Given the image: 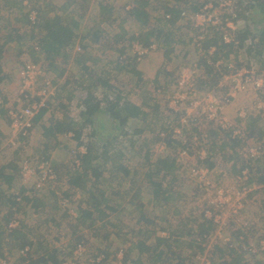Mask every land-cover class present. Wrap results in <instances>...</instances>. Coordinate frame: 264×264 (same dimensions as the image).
I'll return each mask as SVG.
<instances>
[{
	"label": "rangeland",
	"instance_id": "rangeland-1",
	"mask_svg": "<svg viewBox=\"0 0 264 264\" xmlns=\"http://www.w3.org/2000/svg\"><path fill=\"white\" fill-rule=\"evenodd\" d=\"M205 1L46 0L43 3H38L40 14L45 13L43 19L47 16L54 18L58 15L67 20L73 19L79 24L75 31L77 38L68 49L70 57L67 60L63 59L62 64L54 65L56 69L45 70L44 76L53 79V82L56 83L55 85L52 83L54 94L48 97L46 103L49 119H62L67 111L72 118L79 119V114L83 110L82 101L86 90L88 91V83H90L86 81L87 83L82 86L81 80H78L82 75L78 60L80 56L86 58L93 56L92 58L100 60L101 64L95 65L96 73L94 72V75H98L104 69L110 71L111 83L114 88L119 89L118 93H114V91L109 93L114 95H112L113 100L118 99V95L120 97L123 93L120 104L123 102L132 103L131 100H133V103L136 101L141 108L145 101L144 108L150 110L147 115L142 117L143 124H129L131 127L128 130L129 135L119 138L124 146L125 156L121 159L122 162H120V158L113 160V163L116 162L114 164L119 163L115 167L110 164L111 161L105 166V173L102 177L105 181L100 180L99 183L96 181L95 186L101 192L89 191L90 195L93 192L96 198L101 201L99 205L101 210L93 209L94 215L91 220L85 223L86 225L79 218V211L80 208H86L85 200L88 195L75 189V191L67 193L70 189V183L64 175V170L71 167L74 155H77L78 148L83 145L73 139L72 133L59 135L57 141L46 143L38 127L32 129L30 137L24 141H21L20 137L16 138L13 134L14 128L11 124L10 112L19 109L24 103L21 92L22 84L18 73L25 61L29 60L27 55L31 56L30 52L27 55H24V52L29 51V46L36 42V39H40L39 35L42 31L39 27L29 29L23 1L0 2V21L3 22L4 26L7 25V30L4 32L1 28L2 37H0V41L8 39L12 43L15 42L17 47L13 51L19 52L15 59L0 55V64L4 69V74L12 75L11 78L1 84L4 100H7V103L9 101L5 108L6 110L10 109L7 110L5 116H0V130L3 132L2 141L0 140V171L1 168H5V172L8 171L9 175L14 177L9 184H0V191L4 192L5 199L9 202L6 206L0 205L2 207L0 209V258L8 253V257L17 261L21 260L18 257L19 246L24 245L26 234H29L33 237L30 240H39L33 246L38 254L44 252L43 248L47 247L49 250L62 248L64 253L70 255L79 242L78 239L82 238L81 240H84L86 245L84 259L98 254L99 251H105L108 254L112 253L105 259L104 264H135L136 262L137 264H154L151 261L153 255L147 253L141 255L137 250V244L143 239L141 237L151 233L147 245L154 248L155 238L158 237L160 229L163 230L162 227L173 230L167 225H163L162 218H166L167 224H170L177 232L175 235L172 233L173 239L169 245L172 247V254H181L186 264L194 261L199 254L209 255L211 264L213 262L215 264L223 263L225 260L228 264H244L245 261L251 259V255L233 247L234 243L236 247L241 248L251 242L258 246V242L264 239V183L254 182L247 188L244 185L246 182L244 175L237 176L238 173H236L244 165L243 156L247 155L249 146L253 145L250 143L251 139L246 138L245 135L242 136L243 141L238 144L239 147L235 153L231 147L232 142L229 140V136L220 133L219 124L215 122H205L206 124L188 122L184 124L181 119L186 112L184 108L188 106L174 107L167 100L168 94L173 89L175 94L181 96L175 99L180 100L182 97L190 96L187 89L181 90L178 87L179 84L176 83L177 78L181 79L182 73L190 78V84L191 78H193V87H197L198 92V95L194 96L195 99L201 98L203 93L213 92L219 95L221 92L216 88L217 85H215L214 80L218 82L221 73H226L228 66L231 65L236 69H248L250 72L245 69L242 70L246 72V75L262 80L264 84V63L262 62L264 43L258 57L253 48L251 52H247V47H253L251 45L253 40L256 39L255 42H258L261 37L259 23L251 24L252 34L255 36L249 35L244 46L221 49L218 55L220 59L216 62L222 61L223 64L219 68L214 64L216 74L214 70H211V65L208 63H212L211 57L214 55L212 53L214 50L209 49L212 52L206 50L204 43L216 33L223 37L226 43H229L237 37L238 30L243 31L245 29L246 22L241 19L234 21L236 3L238 4L239 0H230V4L222 0H208L207 4L212 5L213 9H210L209 16L206 18L199 16L203 6L199 12H193L194 10L191 12V4L195 2L204 4ZM167 8L184 10L175 24L169 26L165 24L164 20V18H172L171 14L165 15ZM143 12H147V14L144 15ZM11 14L13 15L11 16ZM198 16L200 23L209 21L217 23L219 20V25L210 24L206 26L208 32H202V29L197 27ZM10 21L15 27H11ZM144 29L155 30L157 33L163 30V32L162 34L158 33V36L155 34L156 40L154 39L152 47H143L144 49L139 50L140 46L143 45L139 42L131 44V36L141 33ZM124 31L128 34L119 39V36L124 35ZM95 34L99 35V42L93 41ZM159 36L161 40H159ZM80 44L88 47L85 50L77 49L81 47ZM136 50L137 53H135ZM130 52L134 56L139 52L145 55L140 61L138 58L135 61L134 57L129 55ZM166 53L170 54L169 57L166 56ZM38 57L41 58L40 55ZM62 58H60L61 62ZM133 63L139 64L142 74L148 78L150 76L147 71L148 64L152 65V74L157 76L155 75L156 77L151 81L144 77L146 79L144 81L142 75V79L137 85L138 76L135 74L130 79V69L128 70ZM65 72L68 73L71 83L66 86L67 88H61L59 84H64L65 79L63 75L59 77L58 74ZM211 72L215 74L213 77H211ZM194 77L197 81L194 80ZM43 84L42 79L36 83L37 92L43 88ZM74 90H77L76 93L74 95L71 93L72 98L69 99L70 92ZM107 91L110 92V90ZM96 92L100 96L103 89ZM259 92L253 90L244 92L245 96H249L247 100L249 98L251 101L255 100V105L247 106L243 103L238 108L239 119L233 124L236 131L242 130L244 133L245 130H253L254 135L259 136L257 126L260 124L264 128L262 120H255V116L261 114L257 107L264 100L263 94ZM106 106L105 104L104 107ZM134 106L137 107V105ZM156 108L158 109L157 112ZM174 108L178 111H174ZM151 113L157 115L152 117ZM223 114H221V119H225ZM246 114L250 121L244 124L241 117ZM93 125L100 128L101 124ZM178 125L181 126L182 136L180 134L176 139L172 130L177 132ZM110 126V124H106V129L109 130ZM87 129L84 132H87ZM88 130L90 131V129ZM212 132L215 133L212 134ZM84 134L83 142L88 143L89 139L86 133ZM172 139L185 142L189 152L184 154L176 149V146L172 148L169 145ZM10 140H14L15 145H11ZM259 140H263V136ZM141 144L145 145L143 153L140 152L139 148ZM80 150L82 151V149ZM13 154L17 159L11 156ZM183 154L182 159L180 156ZM47 156L61 178L49 182L50 184L42 185V191H37L34 184H39V176L35 166L34 169L28 166L29 171H25L24 175L20 170L21 162L28 158ZM147 156L148 160L146 159ZM166 156L176 157L178 159L177 166L180 168L177 171L176 168L173 169L171 174L167 173V170L166 174H159L155 168V163L158 162V159ZM209 158V161L214 164L212 167H210V163L205 162V159ZM10 163L19 166V168H8ZM261 165L264 169V159ZM34 171L36 172L35 175H33ZM149 173L154 175L155 181L153 183L161 182L162 185L159 190L160 193L156 197L154 196L156 187L147 177ZM112 174L116 177L111 178ZM93 181L95 182L94 179ZM245 187L247 188L246 191H244ZM138 189L141 190V195L134 200L133 196ZM239 191L242 193L239 194ZM22 192H29L31 200L37 198V207H33L32 202L27 203L26 201L25 205L20 208L10 207V203L14 199L17 201L18 194ZM221 192H223L222 198L220 197ZM238 197L241 198L244 209L236 215L234 208L237 205ZM80 199L84 200L81 205ZM88 201L89 198L87 204ZM221 202H223V210L220 209L216 212L215 205L221 204ZM90 204H93L91 199ZM137 204L143 206L133 208ZM178 210H181L180 214L176 213ZM206 211L216 213L215 215L219 217L222 224V230L218 231L220 225L212 221L214 230L206 232L211 233V235L221 232V234L217 233L216 237L213 236L208 242L210 251L205 246L206 242H201L204 234H198V226L207 220L205 218ZM143 214L151 220V223H146L144 219L141 220ZM11 218H16L21 222V228L12 234L6 230V225ZM146 230L148 232H144ZM179 231L183 232L182 236H178ZM241 235L245 236V240L243 243H238V238ZM161 236L169 237V233H163ZM178 241L182 243L177 245ZM191 241L194 246H189ZM39 242L42 245L41 248H38ZM119 254L122 256L119 257ZM259 257L260 262L258 264H264V253ZM165 258H167L166 261ZM165 258L162 262L155 264L179 263L178 257L174 255L167 254Z\"/></svg>",
	"mask_w": 264,
	"mask_h": 264
},
{
	"label": "trees",
	"instance_id": "trees-1",
	"mask_svg": "<svg viewBox=\"0 0 264 264\" xmlns=\"http://www.w3.org/2000/svg\"><path fill=\"white\" fill-rule=\"evenodd\" d=\"M45 1L46 0H44L43 2ZM196 2L191 4V7H192L191 12L193 10H194L193 12H199L201 10V6L204 7V5L208 3V0H206L204 4H198ZM183 11L179 9L167 8V12H165V15L171 14L172 18L171 19L164 18L165 24L168 26L175 24L176 20L179 19ZM143 13L144 15L147 14V12L146 13L143 12ZM234 13L236 15V18L234 21H237V19H241L246 22L245 29L243 31L238 30L239 32H238L237 37H235L234 40H232L229 43H226L223 37H221L220 35L218 36V33L210 37V40H207L204 43V48L206 50L215 48V51L213 52L214 55H212L211 57L213 62H216L220 59L218 55L221 49L234 48V46L237 48H240L244 46V43L249 38L248 37L249 35L255 36L252 34L253 28L251 25L255 23L257 24L259 23V26L261 29L260 30L261 37L258 42H255L256 39L253 40L254 42L252 41L253 44L251 45L253 47L251 46L247 47L248 49L247 52L248 53L251 52L253 48L254 50H256L257 57L261 54L262 47H263L262 45L264 43V0H239L238 4L236 3V9ZM44 14L43 13L40 14V11H39V20L36 25V29L39 27L42 33L41 35H39L40 39L38 40L36 39V42H34L33 44H31V46H29V51L31 53V56L27 55L28 56L27 59L29 60H26L23 66L20 68L19 73H18L19 78H20L21 71L29 64H36L40 66L41 69H43L44 73L46 74V71H45L46 69L47 70L56 69V66H57L56 64L58 63L62 64L64 60H67V58L70 57L68 49L74 44L75 39L77 38V34H75V31L78 29L79 24L73 19L67 20L58 15L54 16V18L47 16L43 19ZM107 21H111V20H107ZM162 32L163 30H160V32L158 31L159 34H162ZM158 33L155 30H151L148 32H141L139 34L132 35L131 44L135 42H139L143 45V47H150V46L152 47L154 41L156 40L155 34H157L158 36ZM123 34L124 35L119 36V39L124 38V36H126L128 33L124 31ZM98 36L99 35L95 34L93 41L99 42L100 40ZM159 40H161L160 36H159ZM81 47L83 50H85L88 46L81 45ZM38 55H40L41 58L38 57ZM129 55L134 57L136 61V57L131 52L129 53ZM169 55L170 54L166 53L167 57H169ZM61 57H63L62 62L60 61ZM92 57L93 56H89L88 58H86L85 56H80V58L78 59L81 65V70H82V75H80L78 80L79 81L81 80L82 86H84V84H86L87 82H90L88 83V86H89L88 91L86 90V94L82 101L83 110L79 114V119L75 120V118H72L70 116V113H68L67 111L64 114L62 119H56V120L52 119L50 124L49 123L40 124V126H38L40 127L41 135L46 141V143L53 142L54 140L57 141V137L59 135H63V134L69 135L72 133L73 139L77 140L80 145H83L86 148L85 152H81L80 148H78L77 155L76 156L74 155V159L72 160L71 167L68 170H64L65 171L64 175L67 177V181L70 183V189L67 191V193H70L71 191L76 190V191L81 192L82 194L84 193L88 195V198H89L88 204H87L88 198L85 200L86 208H80V211H79V218L83 220L82 223L84 225H86L85 223L92 219V216L94 215L93 214L94 210H101L99 208L101 201L96 198V195L93 192L90 195L89 191L96 190L97 192H101L98 188L96 189L95 186L97 183L96 181H98V183L100 180H102V182L105 181L104 178H102L105 173L104 171L105 166L109 163V161H111L110 164H112V166L115 167L119 163L114 164L116 162L114 161L113 163V160L116 158H120L121 160L125 156L124 146L119 138L127 137L129 135L128 130L130 126L129 124H127L128 119L130 117H134L139 114L137 110L138 108L136 106L130 105L128 102H123L120 105V100H121V97L123 96V93L121 94L120 97L118 95V99L117 98L116 100L112 99L113 94L111 95L109 93H112V91H114V93H118L119 89L114 88V86L112 85L111 78H110L111 73L107 69L101 70L100 71L101 73H98V75L97 74L94 75L95 65H98L100 61ZM31 58L33 61L30 60ZM262 59H263L262 62L264 63V58ZM88 62H92L94 66L87 65ZM135 64L133 63L131 65V68H128V70L130 69L129 71L130 79H132L135 76V74L138 76L137 82H136V84L138 85L142 79V75H140V73L136 70ZM43 67H46V68H43ZM62 69H65V68H62ZM211 70L212 71L214 70L215 74L217 73L214 66H211ZM3 71L4 69L2 65L0 64V99L2 100V103H0V116H5V114L7 113V110L5 108L6 101L4 100V96L2 93V89H1V84L5 80L12 77L11 74L5 75ZM215 74H212L211 72V77H213ZM61 75H63V78L65 79V83L59 84V85H61V88H64V87L67 88L66 86L71 83L68 73L65 72L64 74H58L59 77ZM86 78L87 80H85ZM52 82H53V79H52ZM214 83L215 85H217L216 80H214ZM55 84L56 83L53 82V85ZM99 89H103V93L100 96L96 92ZM107 90H110V92H108ZM76 91L77 90L70 92L69 99L72 98L71 93H73L74 95ZM112 100L113 102H111ZM105 104L107 105L106 107H104ZM66 107L68 108L67 105ZM47 110L48 108L47 109L42 108L40 112L38 113V115L36 116L37 118H33L32 120L33 129L34 127H37L38 125L37 122L40 119H42L43 115H45ZM104 119H110L113 121L112 124H110L111 128L109 130L106 129V124H101L100 128H97L93 125L96 122H99L100 120H104ZM87 128L90 129V131ZM178 128H181V126L178 125ZM257 128H258L257 132H259V136L256 134L254 135L253 132H247V130H245L244 132H245L246 138H249V139L257 138L259 140L260 137L263 136L264 131H263V127L260 124L257 126ZM86 129H87V132H84ZM167 129L169 130V128ZM172 132H174V130H172ZM84 133H86V136L88 137L90 142L89 140H88V143L83 142V136L85 135ZM213 133L215 132H212V134ZM2 136H3V132L0 130V140L1 141H2L1 139ZM176 139H172L169 145L172 148L173 146L174 147L176 146V149L178 148L185 149L189 152V148H186V146H181L182 144L179 145L182 141H178ZM20 140L24 141L25 138L21 136ZM229 140H231L232 142L231 147L233 151L236 153V149L239 147L238 144H241L243 140L240 138V135L235 136L233 138L231 134L229 136ZM144 146H145L144 144L139 145L141 153L144 152ZM11 156H13L14 159H17V157H14V154ZM44 158L50 163V165H52L51 168L53 172L57 174L58 179L61 178V175L58 173V171L55 169V167L51 163L50 158L48 156ZM243 158L244 159L242 160V162L244 165L241 167L240 171L237 170L236 173H238L237 176H241L243 172L246 171V174L244 175V177H246V182H244L245 183L244 185L248 188L249 185H251L254 182L264 183V171H263L264 169H263V166L261 165V162L264 159V156H262L261 158H257V157H252L249 154H247V155H244ZM146 159L148 160V156ZM177 160L178 159H176V157L166 156L164 158H160L158 159V162L155 163V168L159 174H166L165 173L166 170H167V173L168 172L170 173L175 168L177 171L180 168L177 166ZM209 160L210 158L205 159V162L210 163V167L214 166V164H212V162H210ZM120 162H122V160ZM8 168L17 169L19 168V166L17 167V166H14V164L10 163ZM20 170H21V166H20ZM150 174L152 173L147 174V177L149 178V181H151L152 185H155L156 187V192L154 194V196L156 197L159 195L160 193L159 190L162 187V185H161V182L153 183V181H155L153 179L154 175H150ZM5 175H6L5 168H1L0 184L2 183L5 184L6 182L9 183L11 182V179L14 178L9 174L6 176ZM126 175L128 176V174ZM110 177L115 178L116 175L112 174ZM93 179L95 180V182L93 181ZM35 186L36 184H34V187ZM37 191H42V189L37 188ZM3 193H4L3 191H0V205L6 206V204L9 202L8 200L5 199V194ZM28 193L29 192H22L20 193L19 196L22 198V201H26L27 203L32 202V206L37 207L38 199L36 198V199L31 200ZM139 195H141L140 189H138V191L135 192L133 199L136 200ZM103 196H104V193H103ZM83 199H80V205L84 202ZM90 199L93 201V204H90ZM68 201L70 202L69 199ZM17 205L19 208L22 207L21 202L17 203L14 199V201H12V203H10L9 206L12 207V206H17ZM142 206H143L142 204H139V205L137 204L136 206L134 205L133 208L135 207L141 208ZM180 212L181 210H178L176 213L180 214ZM144 215L145 214L142 215L141 220L144 219L146 223H151V220L147 219L146 216ZM10 221L11 220L8 221L7 225L10 223ZM162 221H163V225L165 226L167 225V227L172 228L173 230L162 227L163 230L160 229V231L158 232V237L155 238L156 242L153 244L154 248L149 247L147 245V242L149 241L151 233L145 234L143 237H141L143 239H141L140 242L137 244L138 252L141 255L146 254V253L153 255V257H151V261L154 264L162 262L167 254L178 257L179 259L178 264H186L181 254H176V253L172 254L173 252L172 247L169 246L171 244L170 241H172L171 239H173V235L177 234L176 230L170 224H167L168 221L166 218L164 219L162 218ZM198 227H199L198 234L200 235H203L206 232H211L214 230V224L212 223V221H209L208 219L204 220L203 223L200 224ZM6 230H7V227H6ZM144 232H148V231L146 230ZM163 233H169V237L161 236ZM182 234H183L182 231L178 232V236L180 235L182 236ZM81 239L82 238H79L78 240L80 241ZM181 241H178L177 245H180L182 243ZM26 245L30 246L31 248L33 247L31 243H26V244L24 243V246ZM189 246H194V243L191 241V244ZM38 248H41V247L38 246ZM43 249L46 251L39 253V254L38 252L33 250L32 254L29 257L31 261L30 264H58V261H59L58 256L61 255V251L57 249H54L51 251L50 250L48 251L46 248H43ZM98 254H104L106 258L109 257V254L106 253L105 251H99ZM35 256H37L38 258L35 259L34 258ZM125 258L127 260V255L125 256ZM166 260L167 258H165V261ZM135 264H137V262ZM212 264H215V262H213ZM219 264H228V263L225 260L223 263H219Z\"/></svg>",
	"mask_w": 264,
	"mask_h": 264
},
{
	"label": "built area",
	"instance_id": "built-area-1",
	"mask_svg": "<svg viewBox=\"0 0 264 264\" xmlns=\"http://www.w3.org/2000/svg\"><path fill=\"white\" fill-rule=\"evenodd\" d=\"M3 1H15V0H3ZM23 8L25 9L26 18L28 20L29 29L35 28L38 20H39V6L38 3H42L44 0H22ZM223 2H226L227 4H230V0H222ZM35 2H38L35 4ZM222 7V6H221ZM210 9H213L212 5H205L200 11L199 16L200 18H206L209 16ZM199 16H198V28L202 29V32H208L206 26L208 25H219V20L217 23L213 21L200 23L199 22ZM219 29V28H218ZM204 38V36H203ZM143 48V46L139 48V50ZM77 49H82L81 47ZM144 49V48H143ZM212 50L215 51V48H212ZM212 50L209 52H212ZM143 52V51H142ZM137 53V50L135 51ZM134 53V54H135ZM213 53V52H212ZM211 53V54H212ZM139 55V56H137ZM135 54L136 59L140 61L145 55L144 53L141 54L139 52L138 54ZM211 56V55H209ZM211 66H214V64L219 68L223 64L222 61L217 62H209L208 63ZM213 64V65H212ZM242 69H245L249 71L246 68H240L236 69L234 66H228V71L226 73H221V78L218 81V84L216 88L220 90V94L217 95L215 93H203V96L201 98L195 99L194 96L198 95L197 87H193V78H191V84H190V78L186 76L185 73H182L181 79L177 78L176 83L179 84L178 87L183 90L187 89L190 92V96L188 97H182L180 100L175 99L176 97H181L180 95L175 94L174 89L172 92H170L167 96V100L170 103L171 106L178 107L179 105H187V108H184V115H182L181 122H184V124H187L188 122H192L193 124H206L205 122H215L216 124H219L218 126L220 128V133L227 134L234 138L235 136L240 135V138L245 135V132L243 133L242 130L236 131L233 124L229 123L226 119H221V114L223 113V110L225 107L230 104L233 100V98L237 94H244V92H247L248 90H253L254 92L262 93L264 96V84L262 80H259L257 78H252L250 75H246V72H244ZM37 71V72H36ZM250 72V71H249ZM44 71L41 69L40 66L36 64H29L27 65L20 74V80L22 84V94H23V100L24 103L22 106L19 107L17 110H11L10 116L12 120V127L14 128L13 134L16 138H19L23 136L25 140H27L30 135L31 131L33 129L32 119L40 112L42 108H46L47 99L49 96H52L54 94L52 89V79L49 77L44 76ZM42 79L44 84L43 88L37 92V86L35 87L36 83ZM194 80H196V77H194ZM52 89V90H51ZM160 91V90H159ZM264 99V98H263ZM189 102V103H188ZM0 103H2V100L0 99ZM259 109L264 108V100L263 103H260L258 105ZM174 111H178V109L174 108ZM186 114V116H185ZM244 117V115H242ZM174 135L177 138L180 134L182 136V131H180V128H178V131L175 132ZM253 145L249 146L248 153L252 157L261 158L264 156V140H258V139H251V142ZM11 145H15L14 140H10ZM9 144V145H10ZM181 146H186L185 142H182ZM82 152H85V148H81ZM181 152L184 154L188 153L185 149L178 148ZM184 154L180 156L182 159L184 157ZM25 160V161H24ZM21 164V173L25 175V171H29L28 166L32 167L37 170V175L39 176V184L37 183L35 188H41L42 185H46L49 182L56 181L58 179L57 174H55L51 168L52 165L45 160L44 157H37V158H28L24 159ZM40 168L38 169V167ZM35 171L33 175H35ZM246 174V171L243 172V175ZM246 179V177H245ZM247 188H244V191H246ZM239 194L242 192H238ZM223 192L220 193V197L222 198ZM20 195V194H18ZM231 202V200H228ZM17 203L21 202V206L25 205V201H22V198L18 196ZM220 202V201H219ZM66 205V204H65ZM223 202L221 204L215 205V210L218 212L222 208ZM19 208L18 205L15 206V209ZM243 205L241 204V198L238 197L237 205H235L234 208V214L238 215L243 210ZM216 213H212L210 211L205 212V218L209 221H213L215 224H219V230H222V224L220 222V219ZM212 222V223H213ZM20 221L16 218L11 219L10 223L7 225V231L12 233L18 229L21 228ZM221 234V232H216V234ZM213 234V233H212ZM216 234L211 235V233H206L202 236L201 242L205 241V246H207V250H209L210 245L208 242L214 237H216ZM245 240V236L241 235L238 238V243H243ZM85 242L84 240H81L77 243L75 246L74 251L69 256H63L58 261V264H104L105 262V255L104 254H94L88 259H84V253H85ZM234 248L238 249V251H243L244 253H247L251 255V259L248 261H245L244 264H258L260 262V257L262 253H264V239L260 240L258 242V246H256L254 243H250L249 245H243L241 248H238L235 246V243L233 245ZM33 249L30 246H25L22 249L19 250L18 257L21 259L19 261L15 260L14 258L8 257V253L5 254L3 257L0 258V264H30V255L32 254ZM243 253V254H244ZM122 256V254H121ZM119 254V257H121ZM103 258V259H101ZM80 262V263H79ZM190 264H211V259L209 255H197L194 261H192Z\"/></svg>",
	"mask_w": 264,
	"mask_h": 264
},
{
	"label": "crops",
	"instance_id": "crops-1",
	"mask_svg": "<svg viewBox=\"0 0 264 264\" xmlns=\"http://www.w3.org/2000/svg\"><path fill=\"white\" fill-rule=\"evenodd\" d=\"M1 1H3V0H0V2ZM20 2H21V0H19ZM37 1V0H36ZM38 2H35V4H37ZM2 13H4V12H2ZM13 14H11V16H12ZM52 15V14H51ZM25 18H26V16H25ZM21 21V20H20ZM19 21V22H20ZM25 21V20H24ZM26 22L28 23V20H27V18H26ZM10 25H11V27H15V25L10 21ZM1 28H3L2 29V32H4L5 30H7V25H5L4 26V24H3V22L2 21H0V31H1ZM141 32H148V30H146V29H144V31H141ZM0 37H2V34H0ZM35 41V40H34ZM32 43V42H31ZM33 44V43H32ZM0 55L1 56H3V57H9V58H13V59H15L17 56H18V54H19V52L18 51H13V50H15L14 48L15 47H17L16 45H15V42L14 43H12V42H10L8 39H6V40H1L0 41ZM5 51V53H3ZM30 51H25L24 52V55H27V53H29ZM99 60V59H98ZM100 61V60H99ZM101 62H102V60H101ZM89 64H92L93 66H94V64L92 63V62H88L87 63V65H89ZM101 63L99 62L98 63V65H100ZM147 64V63H146ZM140 65L139 64H135V67H136V70L140 73V75H143V80L146 78V79H150V81H151V79H154L157 75L156 74H152V71L151 70H153L152 69V65H149L148 64V68H147V71H148V73H149V78H148V76H145L144 74H142V72H141V70H140V67H139ZM156 75V76H155ZM110 76H111V74H110ZM145 77V78H144ZM111 78V77H110ZM146 79L144 80V81H146ZM218 83V82H217ZM122 90V89H121ZM123 91H124V89H123ZM251 96V95H250ZM249 96H245L244 94H242V95H237L233 100H232V102L230 103V104H228L226 107H225V109L223 110V115H224V117H225V119L226 120H228L231 124H234V122L236 123V121L239 119V116H238V108L239 107H241V105H243V103L245 104V105H247V106H254L255 105V100H252L251 101V98H249L248 100H247V98H248ZM264 98V97H263ZM130 101V100H129ZM131 102L133 103V100H131ZM6 103H7V100H6ZM8 103H9V101H8ZM7 103V104H8ZM129 103L130 105H132V106H134V105H137V110H138V115L137 116H134V117H130L129 119H128V122H127V124H131V123H136V124H138V123H140V124H143V119H142V117L144 116V115H147V113H149V111L150 110H147V109H145L144 108V105H145V101H144V103H142L143 104V106L140 108V106L136 103V101H135V103ZM122 104V103H121ZM120 104V105H121ZM258 108V107H257ZM145 110L147 111L146 113H145ZM49 110H47V112L45 113V115H43V117H42V119H40L37 123H38V125H37V127L38 126H40V124H50L51 123V120L52 119H49V112H48ZM158 111V109L156 108V112ZM260 111H261V114H259V116H255L256 118H255V120H262L263 122H264V108H262V109H260ZM156 113H151V115H153L152 117H155L154 115H155ZM38 115V114H37ZM36 115V116H37ZM157 115V114H156ZM34 117V118H37V117ZM262 116V117H261ZM242 118V120L244 121V124H247V123H249V121H250V119H248V115L246 114L244 117H241ZM248 119V120H247ZM33 120V119H32ZM247 120V121H246ZM34 121H35V119H34ZM110 121V122H109ZM158 121V120H157ZM160 121V120H159ZM112 120H110V119H104V120H102L101 122L99 121V122H96L95 124H112ZM233 122V123H232ZM11 123H12V120H11ZM8 124H10L9 123V121H8ZM243 128H244V126H242ZM35 128V127H34ZM38 128H40V127H38ZM246 129V128H245ZM247 129H248V126H247ZM257 130H258V128H257ZM248 131V130H247ZM252 132H254L253 130H251ZM250 130L248 131V132H251ZM263 131H264V128H263ZM263 140H264V134H263ZM7 172V173H6ZM5 172V174L6 175H8L9 173H8V171H6ZM5 175V176H6ZM7 183V182H6ZM10 183V182H9ZM9 183H7V184H9ZM2 206V205H1ZM0 206V209H2V207ZM0 214H1V210H0ZM30 239H33V237L31 236V235H29V234H26V241H25V243H31L33 246H35V244L34 243H36L37 241H32V240H30ZM39 245H40V247H42V245H41V243L39 242L38 243ZM20 248L22 247V245L21 246H19ZM46 249L49 251V249L46 247ZM52 250V249H51ZM50 250V251H51ZM57 250H60L61 251V255H59L58 256V260H60V258L61 257H63V256H68V254L67 253H64L63 252V249L62 248H60V249H57ZM44 251H46V250H44ZM112 253V252H111ZM111 253H109V254H111ZM38 256V255H37ZM37 256H35L34 258L35 259H37L38 257ZM113 264V263H112ZM261 264V263H260Z\"/></svg>",
	"mask_w": 264,
	"mask_h": 264
},
{
	"label": "clouds",
	"instance_id": "clouds-1",
	"mask_svg": "<svg viewBox=\"0 0 264 264\" xmlns=\"http://www.w3.org/2000/svg\"><path fill=\"white\" fill-rule=\"evenodd\" d=\"M22 105H23V104H22ZM22 105H21V106H22ZM9 109H10V108H8L7 110H9ZM81 148H85V147L82 146ZM81 148H80V149H81ZM80 151H81V150H80ZM85 151H86V148H85ZM81 152H82V151H81ZM11 219H12V218H11ZM11 219H10V220H11ZM6 227H7V226H6ZM16 231H17V230H16ZM38 241H39V240H38ZM23 246H24V245H23ZM23 246H22V247H23ZM26 246H27V245H26ZM22 247H21L20 249H22ZM24 247H25V246H24ZM20 249H19V250H20ZM32 249H33V247H32ZM33 250H34V249H33ZM37 255H38V254H37Z\"/></svg>",
	"mask_w": 264,
	"mask_h": 264
}]
</instances>
